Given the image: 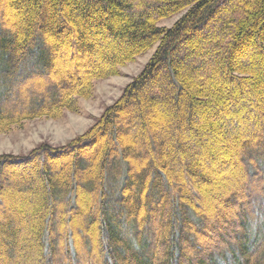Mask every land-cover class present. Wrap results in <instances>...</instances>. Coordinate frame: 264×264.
I'll list each match as a JSON object with an SVG mask.
<instances>
[{
    "label": "trees",
    "instance_id": "obj_1",
    "mask_svg": "<svg viewBox=\"0 0 264 264\" xmlns=\"http://www.w3.org/2000/svg\"><path fill=\"white\" fill-rule=\"evenodd\" d=\"M154 47L84 134L0 156V264H264V0H0V133Z\"/></svg>",
    "mask_w": 264,
    "mask_h": 264
},
{
    "label": "rangeland",
    "instance_id": "obj_2",
    "mask_svg": "<svg viewBox=\"0 0 264 264\" xmlns=\"http://www.w3.org/2000/svg\"><path fill=\"white\" fill-rule=\"evenodd\" d=\"M181 16L182 14L163 20L160 26L172 27ZM155 49L156 47L145 55L138 57L134 62L120 67L119 73L116 76L96 81L93 86L92 95L89 98L79 99L78 112L64 111L57 119H34L26 121L20 126L13 127L8 132H1L0 156L3 154L25 155L42 143H48L53 146H63L76 137L84 134L95 124L96 120L101 117L104 110L120 98L125 87L141 72L153 55ZM258 185V178H255L253 182L247 180L243 183L237 179V184H235L234 187H236V189L239 187L241 191L246 189V191L252 192L254 196ZM195 187L198 186L195 185ZM213 190L216 191L217 188L214 187L211 191ZM214 193L213 191L211 195L203 196L202 202L204 204L216 202L217 199L213 196ZM240 213L241 212L236 214L233 212L226 213L227 218L233 223L230 228L231 230L224 233L225 239L227 238L230 242L234 241L236 238L233 234L238 233L240 230ZM100 246L99 243H94L93 252H97ZM34 254L36 255V253H33V256L32 254L28 255L26 259L18 258L14 264H34L36 262L31 260L36 259ZM92 255L93 256L90 255L91 260L95 262L94 253ZM100 257L104 259V255Z\"/></svg>",
    "mask_w": 264,
    "mask_h": 264
}]
</instances>
